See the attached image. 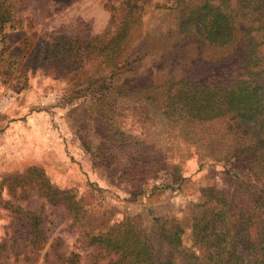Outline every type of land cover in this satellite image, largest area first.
<instances>
[{
  "label": "trees",
  "instance_id": "16d2710c",
  "mask_svg": "<svg viewBox=\"0 0 264 264\" xmlns=\"http://www.w3.org/2000/svg\"><path fill=\"white\" fill-rule=\"evenodd\" d=\"M164 5L122 0L112 8L111 33L63 36L51 43L28 35L32 27L22 25L15 4L0 0V81L19 92L42 71L65 84L57 107L67 109L69 117L77 115V127H97L99 141L79 140L87 153L115 166V179L129 191L122 202L134 204L164 191L180 194L202 167L220 166L218 175L199 186L188 219L155 217L141 203L137 211L112 203L121 217L105 227L93 221L91 205L87 210L74 190L54 186L38 166L6 175L0 189L16 201L34 192L50 205H62L81 243L92 250V264H264V0H168ZM151 11L172 14L178 35L209 48L200 62L214 65L211 78H150L146 59L153 46L145 18ZM145 106L177 125L190 148L167 151L160 165L147 161ZM1 203L12 218L11 236L0 243V264L11 257H37L48 243L41 216ZM73 256L62 264H76Z\"/></svg>",
  "mask_w": 264,
  "mask_h": 264
},
{
  "label": "rangeland",
  "instance_id": "374dc122",
  "mask_svg": "<svg viewBox=\"0 0 264 264\" xmlns=\"http://www.w3.org/2000/svg\"><path fill=\"white\" fill-rule=\"evenodd\" d=\"M11 1L18 9L22 25L32 27L31 31L26 30L28 35L33 32L52 43L63 36L91 38L111 33L114 30L112 8L117 7L122 0ZM157 1L165 6L168 0ZM174 25L175 16L164 11H151L145 18V29L149 32L153 46L146 59L151 71L150 78L183 75L198 82L208 80L213 76L214 65L200 60L209 55V48L178 35L173 29ZM18 39H21L20 36H13L15 43H19ZM64 85L45 76L42 71L33 75L29 86L19 92L12 91L9 84L0 81V182L6 175L38 166L45 171L54 186L74 190V194L83 199L86 209L91 205L92 215H95L93 221L103 222L105 227L111 226L121 217L120 212H115L112 203L128 210L141 203L142 206L150 207L155 217H184L187 220L191 204L199 201V186H204L222 168L202 167L183 186L181 195L179 191H164L138 199L134 204L122 202L121 199L129 197V191L115 179V166L95 158L81 146L79 136L99 141L97 127L91 126V130L77 127L78 122L75 121L79 120L78 116L69 117L67 109L57 107ZM129 106L136 113L143 112L133 104ZM145 108L148 112L144 138L147 143V161L160 165V159L167 151L173 153L184 146L190 148V141L187 145L182 143V132L177 130V125L168 122L156 108ZM129 114L132 115V111ZM142 117L144 119L145 114ZM211 151L210 148L209 153ZM196 163L186 161L191 166ZM0 191V243L11 236L9 226L12 218L11 211L3 208L1 201L19 205L41 216L48 242L37 257L31 256L28 261L22 258L15 261L11 257L2 264H62L63 259L70 255H74L72 258L76 264H92V250L81 243L79 230L72 224L62 205H50L34 192L29 194L26 201H16L8 195V191ZM189 240L190 230L187 232L186 244H189Z\"/></svg>",
  "mask_w": 264,
  "mask_h": 264
}]
</instances>
